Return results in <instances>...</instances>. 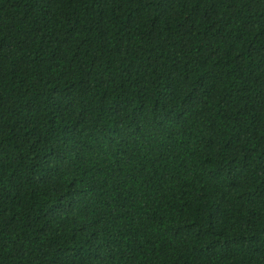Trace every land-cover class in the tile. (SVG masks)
Instances as JSON below:
<instances>
[{"label": "trees", "instance_id": "obj_1", "mask_svg": "<svg viewBox=\"0 0 264 264\" xmlns=\"http://www.w3.org/2000/svg\"><path fill=\"white\" fill-rule=\"evenodd\" d=\"M0 264H264V0H0Z\"/></svg>", "mask_w": 264, "mask_h": 264}]
</instances>
